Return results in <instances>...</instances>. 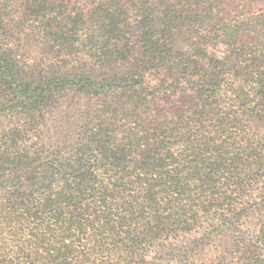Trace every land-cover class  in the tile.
I'll list each match as a JSON object with an SVG mask.
<instances>
[{
  "label": "trees",
  "instance_id": "16d2710c",
  "mask_svg": "<svg viewBox=\"0 0 264 264\" xmlns=\"http://www.w3.org/2000/svg\"><path fill=\"white\" fill-rule=\"evenodd\" d=\"M0 264H264V0H0Z\"/></svg>",
  "mask_w": 264,
  "mask_h": 264
},
{
  "label": "rangeland",
  "instance_id": "374dc122",
  "mask_svg": "<svg viewBox=\"0 0 264 264\" xmlns=\"http://www.w3.org/2000/svg\"><path fill=\"white\" fill-rule=\"evenodd\" d=\"M32 49H35L38 55V59H41V62L46 61V58H44L45 56L43 54V51L40 50V44H33ZM89 107L90 101L84 99L83 97H72L70 95H67L61 98L56 111H53L47 116V127L49 129L48 135H53V139H55L56 141H61L62 138L56 136L55 133L53 134V129L58 124L63 123L65 121H68L67 123H70V125L68 126H70L75 132H77L81 124L79 119L81 117H84L88 113V111H90ZM71 114H74L73 118H69ZM64 134L65 136L69 135L68 132ZM56 137L58 139H56Z\"/></svg>",
  "mask_w": 264,
  "mask_h": 264
}]
</instances>
